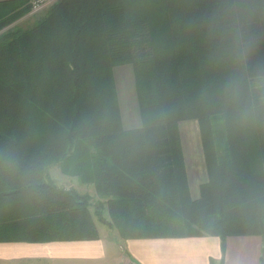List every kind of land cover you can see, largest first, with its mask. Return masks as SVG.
Returning a JSON list of instances; mask_svg holds the SVG:
<instances>
[{
    "label": "trees",
    "instance_id": "16d2710c",
    "mask_svg": "<svg viewBox=\"0 0 264 264\" xmlns=\"http://www.w3.org/2000/svg\"><path fill=\"white\" fill-rule=\"evenodd\" d=\"M28 1L1 0L0 28ZM122 64L134 71L138 127L122 123ZM261 77L264 0H56L30 26L6 29L0 241L98 237L88 195L46 178L58 162L107 198L102 222L124 238L216 235L224 249L228 235L256 234L264 264ZM187 119L198 122L207 168L198 198L178 129Z\"/></svg>",
    "mask_w": 264,
    "mask_h": 264
},
{
    "label": "crops",
    "instance_id": "0c3cea01",
    "mask_svg": "<svg viewBox=\"0 0 264 264\" xmlns=\"http://www.w3.org/2000/svg\"><path fill=\"white\" fill-rule=\"evenodd\" d=\"M1 1V0H0ZM259 235L121 239L99 228L95 239L0 241V264H259Z\"/></svg>",
    "mask_w": 264,
    "mask_h": 264
},
{
    "label": "rangeland",
    "instance_id": "374dc122",
    "mask_svg": "<svg viewBox=\"0 0 264 264\" xmlns=\"http://www.w3.org/2000/svg\"><path fill=\"white\" fill-rule=\"evenodd\" d=\"M45 9H47V6L43 7L41 11L39 10L40 12L38 13L34 12L35 14L29 11L5 27L0 28V33L10 27L26 28L30 26L44 13ZM113 75L118 95L120 115L124 127L131 128L140 126L142 120L136 97L135 75L131 64L114 66ZM257 86H264V77L257 79ZM178 129L189 180V194L192 198H198L200 195V186L208 179L199 125L196 119H187L179 122ZM40 133L43 137L45 136V126L42 125L39 127ZM254 145L250 147L249 155L254 163L259 166L257 162L259 160V152L256 150V145ZM46 178L55 182L57 186L74 188L78 193L88 195V209L96 225L98 235L99 228L106 227L121 239H127L120 236L115 227L109 228L103 224L101 218L109 221L107 198L105 196H99L96 193L93 183L80 180L78 175L63 172L58 162L52 163L46 168Z\"/></svg>",
    "mask_w": 264,
    "mask_h": 264
},
{
    "label": "built area",
    "instance_id": "2783aa9c",
    "mask_svg": "<svg viewBox=\"0 0 264 264\" xmlns=\"http://www.w3.org/2000/svg\"><path fill=\"white\" fill-rule=\"evenodd\" d=\"M55 1L56 0H29L30 12H37Z\"/></svg>",
    "mask_w": 264,
    "mask_h": 264
}]
</instances>
